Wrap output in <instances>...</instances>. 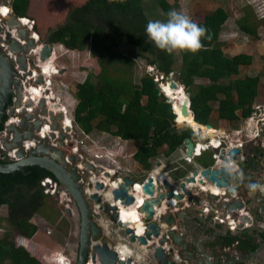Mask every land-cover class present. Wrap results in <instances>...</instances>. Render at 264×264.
I'll return each instance as SVG.
<instances>
[{"label":"trees","instance_id":"obj_1","mask_svg":"<svg viewBox=\"0 0 264 264\" xmlns=\"http://www.w3.org/2000/svg\"><path fill=\"white\" fill-rule=\"evenodd\" d=\"M155 2L167 19L171 5L166 0ZM10 7L15 17L34 20L40 40L44 41L57 28L49 36V43L62 45L69 51L89 50L99 70L88 73L76 84L74 120L86 133L97 129L131 140L136 147L133 158L145 170L150 169L151 159L160 151L169 156L183 147L184 138L193 137L191 122L174 111L176 123L189 126L175 125L172 105L159 91L153 70L163 79L168 72L176 71V80L188 96L193 122L198 125L207 124L213 117L236 127L253 110L258 77L239 73L240 67L251 64L250 56L223 54L218 36L227 14L221 8L205 14L201 21L193 20L207 28L211 39L203 38L204 46L195 54L177 51L179 63L174 67L173 53L158 49L145 33L148 19L144 0H10ZM236 25L242 34L257 39L249 12H244ZM119 41L135 49L136 57L152 68L151 72L144 71L137 82L135 59L118 50ZM261 58L264 61V53ZM195 78L206 82L195 83ZM194 123L191 125L195 129L199 127ZM256 150L263 151L257 147L252 153ZM247 163L249 167L250 161ZM208 164L204 162L203 166ZM254 173L249 177L257 178ZM47 176L57 181L52 172L38 165L25 166L14 174L0 172V206L5 208L3 221L7 225L0 236V264L42 263L41 255L30 250L36 249L33 238L39 230L51 225L43 226L32 220L45 204L47 195L40 180ZM10 230L15 232L14 236ZM237 240L236 248L241 254L256 249L253 239L242 233L227 237L225 243Z\"/></svg>","mask_w":264,"mask_h":264},{"label":"water","instance_id":"obj_2","mask_svg":"<svg viewBox=\"0 0 264 264\" xmlns=\"http://www.w3.org/2000/svg\"><path fill=\"white\" fill-rule=\"evenodd\" d=\"M5 2L6 0H0V4ZM7 23L9 27L17 28L18 36L27 41V44H25L24 46L18 45L16 41H12L10 43V49L13 52L19 54V64L26 68L25 54H28L29 50L35 47V43L28 39L27 30L22 27L19 21L16 20L15 16H9V18H7ZM56 30L57 28L50 31L43 41V47L41 48V51L39 53V60L41 61V63H45L50 60L54 54V44L49 43L48 38ZM12 65L13 64L9 61V59L0 52V123L2 122V119L4 117L5 107H7L10 100L12 86L17 83V81L13 78L14 70ZM35 68L39 69V67ZM62 71L63 70H61V72ZM172 74V71L168 72L164 79H169V86L171 88L178 89L180 87L181 90H183L181 85H178L171 80L170 77ZM41 81L42 75H40L37 79V82ZM157 87L159 91L162 92V89L159 86ZM17 88L18 90H21V87ZM184 94V97L181 98L180 102L178 103V110L181 115H190L192 118V112L188 108V96L185 92ZM43 99L44 98H41L39 100V107L42 112H45V101ZM28 103H30V101H28ZM53 108H56L55 104H53ZM171 110L174 113L172 106ZM49 114L51 115V119L53 120L52 129L60 130L57 119L62 118V114L59 113L57 116H53L52 112H49ZM27 117H31V114H27V116H25L20 123L21 127H28L26 130H20L15 125L9 126V130L13 132V140L6 143L7 148H11V146L17 147L19 145V142L23 138H31L33 136V129H39L41 121L35 120L32 124H27ZM174 122L176 123V114L174 117ZM202 126L211 127L208 123ZM50 136L54 138L55 135L54 133H51ZM59 136L60 138H62L63 134H59ZM45 142L46 140L43 139L40 145L30 150L27 154H25L23 149H19L16 154L19 157L18 160L8 162L0 160V172L14 174L17 170L23 171L25 166L38 165L46 168L53 173L59 183V190L62 189L67 192L78 209L80 218V232L75 264H85L87 260V250L89 249H91L92 252L91 260L93 263L98 262V264H134L132 263L134 259V253L131 256H127L125 259H123L119 257L118 251L115 248H110L105 242L101 244L99 242L91 244L93 240H91V237L97 235V233L99 232V228L96 226V222L91 219L90 207L83 193V187L78 182L79 175L77 173V169L75 166L69 168L68 164L64 162L62 158V151L46 146ZM183 142L184 152L186 155L190 156L193 148L192 139L186 137L184 138ZM60 145H63L62 141H60ZM239 151V148L231 147L226 151L225 155H218V159L225 162L228 157H231L233 160H235V156L239 153ZM250 152L251 151L249 149L247 153L249 154ZM241 154L244 156V159H246V154L244 152ZM255 157V154L251 155V158L253 160ZM70 160H74V156H71ZM255 163L256 162L253 161V166L255 165ZM260 165L263 170L264 163H262V161H260ZM85 166L89 169L94 168L93 165L89 162H86ZM197 167L199 168L201 167V165L197 164ZM195 169L197 168H194V170H192V175L195 174ZM251 169H253V167ZM96 170L100 171V168H96ZM200 175L205 180L203 181L199 179L198 184L203 185L204 182H208L209 184L213 183L215 187H223L224 194L220 196L221 198H230V195L233 193L238 196V199L240 198V201L242 203H240V201L232 202L231 204L220 202L223 205V209H226L229 213H233L234 211L242 208L247 213V215L245 214L240 217V223L237 224V229H241L243 223H252L255 225H261L262 223L264 224V221H261L260 218L261 215H264V205H259L258 202L261 200H255V195H257L258 191H256L255 193H252L250 191L244 193V189L246 187L245 182H239L235 180V183H231V181L234 179L225 173L222 166H219L217 168L205 166L204 168H201ZM250 179L253 182H259L256 178H254V175L251 176ZM136 181H138L139 183L141 182V180L125 177L123 182L120 183L117 188L112 190V197L115 201L119 200V203L121 205L131 206L133 202L140 205L139 208H137V211L139 213H143V218L146 222V228L145 230H143L142 228L141 234L137 230V225H133L131 223V227H126L129 224L128 222H125L122 225L124 228L123 230H125V234L128 235L129 241L133 244L144 247L145 250L150 253V258H152L156 263L176 264L177 260L175 259L173 246L180 245L184 250L187 249L188 246L187 243L183 240L184 237L173 228L172 223L175 219L174 214L172 213L176 212H171V209L180 207L184 199L188 201L190 198H192V192L194 191V188H186L184 183L180 181L177 187H179L181 192L174 193L172 190V185L167 180H163L161 184H157L154 186L152 184L151 178L148 177L146 182H144L141 186V193L144 194L145 198L143 199V201L140 200L141 204H139V202L137 203L139 199L134 194L129 193L130 189L135 191L136 188L134 186V183ZM193 181V176L184 178V182ZM96 188H102V184L97 183ZM209 197L212 199L217 198L213 195H209ZM90 198H92L93 200L95 199L96 201H100V196L95 193L91 194ZM170 198L176 200L174 205L170 204ZM242 198H244V200L246 201L250 200L251 202L244 205V201L242 200ZM256 207H258L257 212L255 211ZM110 210L112 212H109ZM103 212L110 218L112 222L116 221L118 213L116 212L115 205L104 206ZM68 214H71L69 210ZM248 215H250V219ZM117 223L119 225L122 224L120 220H117ZM161 226L164 227L161 228ZM257 250L258 249L256 248L253 252L247 254L243 258L241 257L240 259H236V264L245 262L247 258H251L252 256H254ZM177 256L179 257V253H177ZM196 257L198 258L197 253ZM179 259L181 260L182 258L179 257ZM181 263L183 264L184 262ZM199 263L205 264L202 262V258Z\"/></svg>","mask_w":264,"mask_h":264},{"label":"rangeland","instance_id":"obj_3","mask_svg":"<svg viewBox=\"0 0 264 264\" xmlns=\"http://www.w3.org/2000/svg\"><path fill=\"white\" fill-rule=\"evenodd\" d=\"M172 9L186 13L192 18V20H202V16L213 11L216 8L223 9L227 14V19L221 27V31L218 36V40L222 43L221 50L225 56L232 57L237 54H245L251 57V64L247 67H240V74L256 75L258 77V84L256 88V96L253 102V108L255 106L264 105V61L261 56L264 53V0H166ZM144 11L147 16L148 21L150 20H161L165 21L166 18L162 15L161 11L156 5L155 0H144ZM244 12H249L251 24L255 27L257 33V39H251L248 36L242 34L237 25L236 21ZM56 46V44H55ZM59 50H55L52 56V62L57 69L58 74L51 76V81L53 85L54 92L60 94L55 100L59 104H64L68 108L70 114L73 116L75 105L77 104V99L75 98L76 84L82 82L88 73H97L99 66L97 62L91 59L89 50L86 49L82 52L69 51L66 50L62 45L59 46ZM118 50L127 54L135 59L134 67V80L137 82L139 77L144 73V71H152L150 67L145 65V62L136 57L135 49L123 42H118ZM173 60L175 61L174 67H177L179 63V55L177 51L172 52ZM55 55V56H54ZM49 63V62H48ZM61 70H63L61 72ZM50 71V70H49ZM154 72V80L157 81V86L162 89V94L167 97L177 113L178 107L174 106V99L181 100L184 97L183 91L179 87V91L175 88H171L169 84V79L165 80L162 76ZM54 74L55 71H50ZM176 71H173L171 75V80L180 85L179 81L176 80ZM162 78V79H161ZM195 83L206 82L205 79L195 78ZM57 95V94H56ZM175 97V98H174ZM178 101V100H177ZM257 111V110H256ZM264 111L260 109V112ZM178 114V113H177ZM240 122V120H239ZM208 123L211 127L216 128L219 133L221 131L231 132L234 126L227 125L225 121L217 120L215 118H210ZM76 126H78L75 123ZM74 125L76 132V138H83L87 142V148H80L84 156L88 159H94L95 162L101 163L103 167L111 168L112 166L120 165L123 167H129L135 169L136 174H132L131 178L142 179L144 174L149 171L151 175L155 171H161L164 168L169 170L170 177L177 179L182 177L189 170L195 168L196 161H204L205 163H210V151L203 152L201 157H199L194 163H185L182 160L184 155V148L180 150H175L168 157L164 156L161 151L157 156L151 159V166L148 171H146L137 161L134 160L133 154L136 150L133 142L131 140H123L119 137L113 136L107 132H103L97 129H93L88 134H83L79 128ZM176 126H189L185 123H175ZM239 125V123H238ZM237 125V126H238ZM236 126V127H237ZM74 141V139H73ZM93 143V144H92ZM46 144V143H45ZM99 153L102 155L101 158H94L93 154ZM176 157V158H175ZM175 158V159H172ZM170 159L175 162L170 163ZM181 164V167L178 165ZM164 165V167L162 166ZM167 165V166H166ZM161 166L162 169H159ZM176 166L177 168H171ZM257 166L261 169L260 161H258ZM259 171L258 168H256ZM183 173V174H182ZM138 174V175H137ZM110 178V177H109ZM112 178H110L111 180ZM86 186V184H85ZM106 189H101L99 192L105 198ZM44 206L36 213V216L32 218L35 222L42 224L43 226L47 223L51 224L47 228L40 229L33 238V244L36 249L30 250L34 254H39L42 257L41 264H54L52 260L63 254L68 258L75 259V255L71 254L72 249H75L78 245V235H79V223L80 218L78 214V209L73 201H69V198L65 195H60L59 193L55 196H50L46 194ZM59 196V197H58ZM90 197V196H89ZM264 203V202H263ZM92 207V202L90 201ZM68 208V209H67ZM2 209L0 212H4ZM70 211V215L68 214ZM134 212L124 210L123 216L124 220H131ZM98 216L93 215L91 219L96 220ZM104 220H109L105 218ZM118 224L114 223L110 226L111 236H109V241L113 242L115 237V232L113 231ZM6 223L0 220V236L6 228ZM119 228V227H117ZM125 233V230H123ZM10 234L15 235L13 230H10ZM107 240V238H105ZM70 258V259H71ZM149 256V260H150ZM71 261V260H70ZM89 262L88 264H90ZM65 264V263H64ZM74 264V263H73Z\"/></svg>","mask_w":264,"mask_h":264},{"label":"built area","instance_id":"obj_4","mask_svg":"<svg viewBox=\"0 0 264 264\" xmlns=\"http://www.w3.org/2000/svg\"><path fill=\"white\" fill-rule=\"evenodd\" d=\"M6 10V11H4ZM13 15L12 9L10 7V0H6L5 3L0 4V52L11 61L13 64V78L17 81L14 86H12L10 100L5 107L4 111V120H3V127L0 129V158L5 159L8 161L18 160L19 157L16 155L19 149H23L25 154H27L30 150L36 148L38 145L42 143V140H46V144L49 145L52 149H59L63 152V160L67 164L71 163L70 157L75 156V159L77 160L76 165L77 169L79 171V181L83 187L84 194L89 197L91 194L95 193L100 196V201L92 200V214L99 212L102 210L104 205H115L117 204V208L120 210L119 206V200L115 201L112 197V189L117 188L120 183L123 182L125 177L131 178L132 174L135 173V169L129 168V167H123L120 165L112 166L111 168L103 167V165L99 162H95V160L88 159L86 156H84L83 152L80 151V148L84 147L87 148L85 140L83 138H76V132L74 129L75 120L74 115L72 116L64 104H59L55 100L58 98L60 94L54 92L53 85L51 81V76L60 73L55 72L54 74L48 76L46 73H44L42 65L44 63H41L39 60V53L41 51V48L43 47V42L40 41L39 35L35 32L34 26L35 22L34 20L27 18V17H15L17 21L20 22L23 28L27 30V37L29 40L33 41L35 43V47L29 50L28 54H25L26 58V65L24 68L22 65L19 64V54L13 52L10 49V43L12 41H16L18 45L24 46L27 44V41L20 38L18 36L17 28H11L9 27L7 23V18L9 16ZM54 49H55V45ZM55 53V51H54ZM53 59V58H52ZM52 59L48 60L47 62H52ZM46 63V62H45ZM39 67V69L35 68ZM55 70L58 71L56 68ZM150 70L152 68L150 67ZM42 75V81L37 82L38 77ZM17 87H21V90H18ZM38 90L40 92V96H38L35 92V90ZM57 94V95H56ZM41 98H44L45 108L46 111L42 112V110L39 107V100ZM30 101V103H28ZM53 104L56 105V108H53ZM260 109L264 110V105L255 106L250 113L249 116H247L244 119L245 125L244 129L253 126L251 129V133L248 134L247 132L243 133V129H240L239 126L232 128L231 132L227 131H221L217 132L216 128L211 127L212 130L216 132L215 134V143H211V139L208 135L202 136L199 132H196L192 129L193 137V148L192 153L190 156L186 155L184 153L182 160L185 161V163H192L194 158H197L201 155L202 152L207 151L208 149H211L213 153H211L210 157L212 158V165H210L211 168H217L219 166L223 165V161L218 159V155L222 154L225 155L226 151L231 147H237L240 150V147L243 143L249 141L253 145H256L257 147L263 149L264 153V142H261V138L264 136V111L260 112ZM257 110V111H256ZM49 112H52L53 116H57L59 113L62 114V118L57 119L58 125L60 130L58 129H52L53 120L51 119V115ZM27 114H31V117H27L26 123L32 124L35 120H40L41 124L39 126V129H33V136L31 138H23L17 147L11 146V148H7L6 143L13 140V132L9 130L10 125H15L16 127H21L20 123L23 120ZM77 124V123H76ZM76 126V125H75ZM79 128V130L83 134L86 133L82 128L79 126H76ZM23 130H26L28 127H21ZM241 132L247 137L245 140L238 139L239 136H241ZM51 133H54V138L50 136ZM59 134H63V137L60 138ZM258 135V136H256ZM258 137V138H257ZM74 139V141H73ZM60 141L63 142V145H60ZM93 144V143H92ZM199 146V147H198ZM184 148V145H183ZM241 151V150H240ZM236 154L235 156V162L238 165L239 162L244 160V156L240 153ZM251 154V153H250ZM94 158H101L102 155L99 153L93 154ZM89 162L93 165V169H89L85 166V163ZM164 167V165H162ZM181 167V165H179ZM239 166V165H238ZM96 168H100V171H97ZM172 168H177L172 167ZM204 167H199L195 174L192 175V171L187 172L184 174L181 178H178L177 180H170V184L173 182L172 190L174 193L181 192L178 186V183L182 181L186 188H194V191L192 192L193 197L190 198L188 201L184 199L182 201V205L191 204L193 206H196L199 208L198 214H204V215H210L214 220H216V223L218 225H225L227 230L229 232H235L237 230V224L240 223V217L242 215H245L246 212H243V209H239L233 212V216L230 214H222V216H217V213L219 211L218 204L220 202H226L228 203L231 199L227 197L221 198L220 196L224 194L223 187H215L213 183L205 185V182L203 185L198 184V180H205L200 175V170ZM148 171V170H146ZM165 174L168 175L169 170H164ZM162 170L160 173L158 171L154 170V174L151 175L148 172L144 174V177L142 179H136L141 180L140 184L142 185L144 182H146L147 178L150 177L152 184L155 186L157 184H161L163 180H167L165 178ZM138 175V174H137ZM188 176H193L194 181L193 182H184V178ZM112 178L110 180V178ZM134 179V178H132ZM138 183V181H136ZM134 183V186L137 185V183ZM101 183L102 188L98 189L96 188V184ZM86 184V186H85ZM40 185L43 187V192L45 194H50L51 196H55L59 193L60 195H65L67 198H69V201L72 199L70 198L69 194L66 193L64 190H59V184L57 181L52 179L51 177H44L42 180H40ZM106 189L105 191V198L103 195L99 192L100 190ZM132 190V189H131ZM199 193H206V196L208 194L216 196V199H213L214 204L213 206H209V204L202 203L201 205L197 204L199 201L198 199H194ZM59 197V196H58ZM232 197V200H237L238 196L235 195V193L230 195V198ZM145 198V196H144ZM207 198V197H206ZM240 199V198H239ZM171 202L170 204H175L176 200L173 198H170ZM143 201V200H142ZM186 201V202H185ZM136 206V209L139 208L138 204L132 203V206ZM172 205V206H173ZM68 209V208H67ZM243 210V211H242ZM110 212H112L110 210ZM140 216L142 217L143 221V229L146 228V222L143 218V213H140ZM110 223H112L111 220H108ZM124 222H122L123 225ZM119 225V224H118ZM243 226H246V223L242 224ZM104 226V225H103ZM126 227H131L130 225H127ZM128 236V235H127ZM234 245H236V242H234ZM227 249V248H225ZM128 256L127 253L121 252L119 254L120 258H125ZM175 259L178 261L179 257L175 256ZM88 262H91V255L89 256ZM88 262L86 264H88ZM98 264V263H97Z\"/></svg>","mask_w":264,"mask_h":264},{"label":"crops","instance_id":"obj_5","mask_svg":"<svg viewBox=\"0 0 264 264\" xmlns=\"http://www.w3.org/2000/svg\"><path fill=\"white\" fill-rule=\"evenodd\" d=\"M57 46L59 47L60 45L56 44V47ZM56 47H55V50H57ZM226 124L229 125L227 122H226ZM244 125H245V122H244V120H242V121H240L238 126L240 127V129H243V133L247 132L248 134H250L251 128L248 131L246 128L244 129ZM243 133L241 132V136H239L238 139L240 138L241 140H243V139L245 140L247 138ZM261 142H264V136L261 138ZM181 148H183V147H179L176 150H180ZM249 148L251 151L250 152L251 154L249 153V161H252V163H253V161L258 162L257 155L254 158V160L251 158V155L253 154L252 151H254V149L257 148V146L253 145L251 142L247 141V142L243 143L242 146L240 147V150H241L240 153H243L242 151H244V150L248 151ZM202 153H201V155H202ZM211 153H213V151H210V155H211ZM255 154H257V153H255ZM201 155L199 157H201ZM199 157H197V158H199ZM175 158H172V159H175ZM197 158H194L192 163H194V161H196ZM172 159L169 160L170 163L175 162ZM210 159H211V162L207 166L212 165V158L210 157ZM243 161L239 162L238 165H239V168L242 169L244 172V175H245L244 182H245V184H247V183L253 182L249 176H250L252 171L255 172L254 174H258V171L256 170V168L259 169V167L257 166L254 169V166L256 165V163L254 166L252 163H250V166L248 167L247 166L248 163L246 162V159H244ZM203 163H204V161H201V162L196 161L195 168L198 169L197 164H200L201 167H205V166H203ZM178 165H181V164H178ZM252 167L254 170L251 169ZM159 169H162L161 166L159 167ZM197 169H195V170H197ZM164 170H168V169L164 168V169H162V172ZM189 171H192V170H189ZM189 171H187V172H189ZM259 171H263V170L260 169ZM263 173L261 172V175H263ZM162 174H163V176L167 175V174H165V172H163ZM165 178L169 182H170V180H177L178 179V178L174 179V178L170 177L169 173L167 176H165ZM235 182H236L235 180L231 181V183H235ZM172 184H173V182H172ZM206 184H207V182H205V185ZM172 187H174V186L172 185ZM248 191L249 190L247 189V187H245L244 193H246ZM209 195L210 194H208L206 196V193H199L194 199L199 200L197 202V204H199V205H201L202 203H205V204H209V206H213L214 201L212 198L209 197ZM210 196H212V195H210ZM255 197H256L255 200H258L257 195H255ZM229 199H231V200L227 204H231L232 202L240 201V199H238V198H237V200H235V199L232 200V197ZM242 200L244 201V203H243L244 205L249 204L251 202L250 200H248V201L244 200V198H242ZM240 203H242V202L240 201ZM258 203L260 206L264 205V203L262 201H259ZM92 204H93V202H92ZM218 207H219V211L217 213V216L218 215L222 216V214H226V213L233 216V213H229L226 209H223V205L221 203L218 204ZM2 209H5V208L0 206V211ZM257 209H258V207H256V210H255L256 212H257ZM171 210H172L171 212H176V213H172V214H174V219H175L174 222L172 223L173 228L184 237L183 240H184V242L187 243V246H188L187 249H185V250L180 245L173 246L175 256H177V253H179V257L182 258L181 260L178 259V261H176V264H179V262H180V264H182L181 262H184L183 264H200L199 261H201V258H202V262L205 264H236V259H240L241 257L243 258L247 254L244 255V254L239 253V251L236 248L237 244L234 245V242H236V241H233L230 244L228 243L229 245L226 244L225 241H226L227 237H234V236L237 237L242 233L244 237L247 238V236H248V237L252 238L253 242L255 244H257V243L262 242V241H259V239H260L259 235L263 234V236H264V224L263 223L261 225L260 224L255 225L252 223L251 224L246 223L247 224L246 226L242 225L241 229H237L235 232L232 233V232H229L227 230V228L224 224L218 225L216 223V220H214L210 215L198 214L199 208L191 205L190 203L186 204V205H181L180 207L174 208ZM243 212H245V211H243ZM94 214L98 216L96 218V220H94V221L98 225L99 224L104 225V229H105L104 236H105V238H107V240L104 238L101 240L102 242H106L110 248L112 245H114V244L116 245V243H118V242H120V243L125 242L127 245V248H130L132 250V252L134 254H136V257H134V259H133V262L135 264H144V263H146V264H158L152 258L149 260L150 253L148 251H146L144 247H141L137 244H133L128 240L129 237L123 232L124 228L122 225H117V227H119V228L116 227L113 230L115 232L114 241L113 242L109 241V236H111V232H110L109 228H110L111 224H113V223H110L108 220L107 221L104 220L105 218H107V216L104 215L102 212H100V213L97 212ZM246 215H247V213H246ZM248 216L250 219V215H248ZM3 217H4V212L3 213L0 212V220H3ZM260 218H261V221H264V215H261ZM163 227L164 226H161V228H163ZM138 230L141 231V229H138ZM96 242H100V241L99 240H92L91 244H94ZM236 243H238V240ZM119 245H121V244H119ZM225 248H227V249H225ZM196 253L198 255V258L196 257ZM90 254H92L91 249L88 250L87 256H89ZM255 255H258L260 258H264V244L260 248H258ZM200 256H201V258H200ZM183 259H185V260H183ZM246 260H248V261L245 264H251V258H247Z\"/></svg>","mask_w":264,"mask_h":264},{"label":"clouds","instance_id":"obj_6","mask_svg":"<svg viewBox=\"0 0 264 264\" xmlns=\"http://www.w3.org/2000/svg\"><path fill=\"white\" fill-rule=\"evenodd\" d=\"M145 33H146L148 39L152 43H154V45L158 49L166 51L168 53H172L174 51H184V52H190V53L195 54L203 48V46H204L202 43L203 38L211 39L210 35H208V30L206 27L199 25L196 22H194L192 20V18L190 16H188L186 13L181 12V11H177L175 9H171L167 13V19L165 21H161V20H150V21H148V23L146 25ZM252 127L253 126L248 127L247 130L249 131L250 128L252 129ZM190 128L192 130V127H190ZM256 136H258V135H256ZM222 167H223V170L225 171V173L228 176H230L231 178H233L234 180H237L239 182H243L245 180V175H244L243 170L239 168V166L236 164V162L231 157H228L226 159V161L223 163ZM158 172L160 173V171H158ZM77 173H78V171H77ZM47 177H50V176H47ZM78 181H79V179H78ZM246 187L252 193H255L256 191H260L261 193H264V184H261L259 182L247 183ZM113 189H115V188H113ZM83 193H84V191H83ZM85 197H86L88 205H89V201L92 202L93 199L90 197H87L86 195H85ZM118 204L121 205L120 203H118ZM106 205H104V206H106ZM115 206H116V212L118 213V217L116 218V221L112 222V223L118 224L117 220H120L122 223L123 221L121 220V216H120L121 215V208L119 207L120 208V210H119L117 208V204H115ZM122 206L126 207V208H131V206H125V205H122ZM138 206H140V205H138ZM89 207H90V212H91L90 215L92 217L94 215V214H92V209H91L92 207H91V205H89ZM100 212H102L104 215H106L103 212V208H102V210L99 211V213ZM140 218L143 221L141 216H140ZM109 220H110V218H109ZM142 221H141V225L143 228ZM128 224L130 225L131 222H128ZM100 226H102L104 228L103 225H100ZM132 228H135V227H132ZM140 233L142 234V232H140ZM119 244H120V242H118V245ZM118 245L116 244L113 247L118 251V254H120V251L127 253L128 256H131L133 254L132 250L130 248H127L126 245L121 244V245H119V247H118ZM89 256H87V260H86L85 264L88 262ZM133 256L136 257V254H133ZM52 262H54V264H64V263L65 264H72V261H69L66 254H65V256L63 254H60V256L55 258V260H52ZM91 263L97 264L98 262L93 263L91 260ZM132 263H134V262H132Z\"/></svg>","mask_w":264,"mask_h":264},{"label":"bare ground","instance_id":"obj_7","mask_svg":"<svg viewBox=\"0 0 264 264\" xmlns=\"http://www.w3.org/2000/svg\"><path fill=\"white\" fill-rule=\"evenodd\" d=\"M42 67H43V70H44V73H46L48 76H50V75H52L51 73H50V71H55L56 72V70H55V68L53 67V64H51L50 62L48 63V62H46V63H44L43 65H42ZM50 70V71H49ZM181 89V88H180ZM35 90V92H36V94L38 95V96H40V92L38 91V90H36V89H34ZM175 98V97H174ZM182 98H183V96H182ZM44 101H45V99H43ZM175 101H174V106L177 108L178 107V103L180 102V100L179 99H174ZM178 100V101H177ZM45 103H46V101H45ZM177 113L180 115V116H182L184 119H186V120H188V121H190L191 123H194L193 122V120H192V118H191V116L190 115H181L180 113H179V110H177ZM191 123H190V127H192V129L194 130V131H196V132H199L200 131V134H202V136H205V135H208L209 136V138L211 139V143H215L216 142V139H214L215 138V131L214 130H212L211 129V127H204V126H202V125H198V124H196V123H194V124H196V125H198L199 127H197L196 129L191 125ZM199 147V146H198ZM137 183V182H136ZM139 185V186H138ZM141 184L138 182L137 183V185L135 186V191H133V190H129V193L130 194H134L139 200L137 201V203L139 202V204H141L140 203V200H143L144 199V194H142L141 193ZM140 195H142L143 197H140ZM120 206V208H121V220L123 221V222H132V224L134 225H137L136 227H137V230L138 229H140L141 228V230H142V225H141V218H140V213L137 211V209H136V206L134 205V206H132V208H134V210H132V209H129L128 211H131V212H134V215H133V217H132V219L131 220H127V221H125L124 220V216H123V213H124V210L126 209V208H123L122 207V205H119ZM138 232L140 233L141 231H139L138 230ZM89 263V262H88ZM90 264H92V263H90Z\"/></svg>","mask_w":264,"mask_h":264},{"label":"flooded vegetation","instance_id":"obj_8","mask_svg":"<svg viewBox=\"0 0 264 264\" xmlns=\"http://www.w3.org/2000/svg\"><path fill=\"white\" fill-rule=\"evenodd\" d=\"M40 41H42V40H40ZM43 42V41H42ZM11 62V61H10ZM20 128V130H23L21 127H19ZM46 146H49L48 144H46ZM250 149V148H249ZM249 151V150H248ZM248 151H242V152H244L246 155H245V158H246V162H248L249 161V154L247 153ZM257 152V154H255V156L257 155V157H258V161H262V163H264V153H263V151H259V150H256ZM248 154V155H247ZM62 157H63V152H62ZM76 162H77V160L75 159V156H74V160H72L71 161V163L70 164H68V166H69V168H71V167H73V166H75L76 167V169H77V165H76ZM250 163H252V161H250ZM258 163V162H257ZM77 171H78V169H77ZM263 172H264V167H263ZM78 174H79V171H78ZM80 176V175H79ZM258 181H259V183H261V184H264V174L263 175H261V171H258V175H257V178H256ZM79 183H80V181H78ZM139 186V185H138ZM140 197H143L142 195H140ZM257 197H258V200H261L262 202H264V193H261L260 191H258V193H257ZM89 205H90V201H89ZM123 207V206H122ZM123 208H126V207H123ZM127 210H129V209H132V210H134V208H126ZM96 226L99 228V232L97 233V235H95V236H93V237H91V240L93 239V240H99L101 243H103L101 240L102 239H104L105 238V236H104V231H105V229L102 227V226H100V225H98L97 223H96ZM141 229V228H140ZM142 231V230H141ZM79 232H80V228H79ZM78 240H79V235H78ZM128 241V240H127ZM259 241H262L261 243H257V245H256V248L258 249V248H260L263 244H264V238H260L259 239ZM99 242V243H100ZM79 243V242H78ZM100 243V244H101ZM106 243V242H105ZM117 245H118V243H116ZM120 244H123V245H126V243L125 242H123V243H120ZM113 247L115 246V244L114 245H112ZM111 246V248H113ZM119 246V245H118ZM127 246V245H126ZM77 249H78V245H77V247L75 248V249H72L73 251H72V253L71 254H73V255H75V259H72L71 257V259L70 258H68L69 259V261L71 260L72 261V264L73 263H75V260H76V257H77ZM89 249V248H88ZM88 251V250H87ZM254 260V261H253ZM248 260H246L245 262H241L240 264H245L246 262H247ZM144 264H146V263H144ZM251 264H264V258H260L258 255H255L254 257L252 256L251 257Z\"/></svg>","mask_w":264,"mask_h":264},{"label":"snow or ice","instance_id":"obj_9","mask_svg":"<svg viewBox=\"0 0 264 264\" xmlns=\"http://www.w3.org/2000/svg\"><path fill=\"white\" fill-rule=\"evenodd\" d=\"M4 11H6V10H4Z\"/></svg>","mask_w":264,"mask_h":264}]
</instances>
